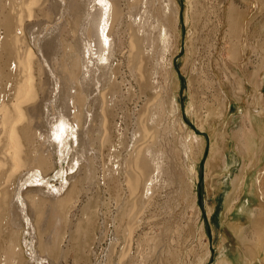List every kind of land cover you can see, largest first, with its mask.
I'll return each instance as SVG.
<instances>
[{
  "label": "bare ground",
  "instance_id": "obj_1",
  "mask_svg": "<svg viewBox=\"0 0 264 264\" xmlns=\"http://www.w3.org/2000/svg\"><path fill=\"white\" fill-rule=\"evenodd\" d=\"M243 2L246 7H250V3L246 0ZM135 11L138 12L134 13ZM195 11V7L191 5V15L194 16ZM27 18H30V23L27 22ZM180 18V7L175 0H137L132 4H128L125 0H0V31H3L0 34V81L10 79L11 73L16 74L19 80L14 88L13 101L4 100L6 90H0L2 94L0 102V230L3 227L8 229L9 223L16 225L17 220L16 231H11L5 248L0 252V264H22L24 260L22 245L25 248V255L31 262L48 263V256L54 249L51 248L52 242L46 240L48 237L51 239V236L47 238L45 236V239L43 236L45 234H42L50 225L49 222L45 229V218H52L55 227L65 224L69 211L65 207L73 206L74 208L78 201L77 194L74 193L75 186L70 187V180L76 178L81 172L83 176L85 175L84 179L92 176V167L104 149L113 148L111 156L118 155L119 150L112 144L110 134V126L118 113L114 108L109 110L107 104L110 103V106L116 108L119 106L121 110L120 103L123 99L118 100L122 98L118 90L119 86L110 81L111 75L117 73L116 68H112L113 58L123 52L122 35L127 25L130 28L128 60L132 68L131 74L137 79L141 95L145 91L152 90L154 96L152 95V101L147 102L143 111H137L132 115L127 114L126 119L131 118L128 142L125 143V138H122L123 131L119 133L126 156L121 163L115 156L113 159L116 158V162L111 164L108 175L103 174L107 177L103 178L108 182H117L113 189L116 187L119 190L118 182L123 168L129 197L132 201H139L138 203H142L137 195L140 190V198L144 196L151 198L148 193L150 192L151 196L155 187L164 181L163 177L166 174L163 176V173L168 168L166 160H170L171 156L180 157L181 149L175 147L178 140L172 143L167 136L171 127L164 124V119L169 117V110L167 111L164 107L168 99L164 98H167L166 95L169 96V92L167 94V89L160 86L155 92L159 84H156L157 78L155 79L154 76L157 75L156 68L158 69L159 66L161 69L163 57L159 58L158 66L154 65L157 60L155 61L153 49L155 42L163 45V49L171 44L173 40L170 39V35L173 36L175 25L179 23ZM33 22L42 23L38 32L30 34L32 39L29 38V42L32 43L34 50L28 45L29 42L26 39L27 32L33 28ZM18 31H20L19 35L16 34ZM174 34L175 40L179 41L177 33ZM8 60H12L13 63L7 65ZM150 63L153 64L150 65ZM260 63L259 70L263 68L264 71V57L261 58ZM12 64L13 69L7 71ZM259 70L256 69L255 76L259 74ZM161 74L165 80L169 76L167 72ZM235 74L238 78V74ZM255 76H253L254 81L255 83H257L256 80L261 81L260 84L257 83L261 88L264 84V76L260 75V79ZM240 80L237 79L238 83H236L244 89V83ZM227 81L232 84L230 79L227 78ZM225 87H227L226 82H218L219 91L223 95L221 103H224V110L227 108L230 93L226 92ZM108 96L109 101H107ZM172 99L174 102V95ZM233 99L241 100L242 97L233 96ZM260 99V101L264 100V94L260 96ZM115 103L116 105H113ZM244 119L249 123V128L245 129L240 125L241 127L236 131L240 139L239 143L243 147L242 154L248 156L251 145H254L256 147L253 151L252 163H263L264 121L249 111L244 115ZM113 128L116 129V126ZM119 130L120 126L117 133ZM246 130L249 131L251 138L245 137ZM170 135L172 137V133ZM179 142L181 145V141ZM248 172V169H243L238 175V180L241 181V184L238 183L239 188L237 187L238 196L247 193ZM109 187L107 186V189ZM248 193L255 196L253 185H250ZM131 202L127 209L120 207L121 222L125 218L133 221V215L137 214V210L134 211V203L131 204ZM228 211L230 212L229 209ZM256 215H264V202L256 211L254 210L252 217L256 219ZM130 221H127V226L133 228L130 226ZM253 223L252 221L250 223L252 225H249L252 227ZM67 224L71 223L66 222ZM229 225L236 235L242 233V229L240 230L237 224ZM56 229L59 228L56 227ZM126 230L129 231V228L125 226L123 231ZM118 231L117 228L115 233ZM123 231L121 232L125 234L126 232ZM36 233L38 237L35 236ZM60 233L58 232V236ZM63 234L65 233L60 235ZM70 234L73 235V233ZM128 234L129 237L132 233ZM116 237L109 244L103 256L105 259L99 264H113L111 261H114L115 249L120 244L118 240L120 236ZM128 237L127 239L130 238ZM54 239L56 241V236ZM124 239L126 242V237ZM259 239L257 237L255 240L259 241ZM36 240L38 250L35 248ZM222 249L219 250L220 253ZM64 252H61L62 255ZM121 253L124 258L118 254V261L125 260L126 255ZM57 260H55L56 263ZM121 263L124 262L121 261Z\"/></svg>",
  "mask_w": 264,
  "mask_h": 264
},
{
  "label": "rangeland",
  "instance_id": "obj_2",
  "mask_svg": "<svg viewBox=\"0 0 264 264\" xmlns=\"http://www.w3.org/2000/svg\"><path fill=\"white\" fill-rule=\"evenodd\" d=\"M135 1L137 0H125L128 4ZM246 1L250 3V7H246L243 0H175L181 13L179 23L175 25L179 41L175 40L174 32L173 36L170 35L173 41L165 49L160 43H154L153 50L156 56L154 58L155 61L157 60L154 65L158 66L159 58L163 57L162 71L158 66L157 75L154 77L157 78L156 84H159L155 92L160 87L166 88L167 94L169 92V96L166 95L167 98H164L168 99L165 100L168 106L164 101L166 103L164 107L169 110V117L164 119V124L171 127L167 136L172 143L178 140L175 147L180 148L181 153L180 157L171 156L170 160H166L168 168L165 167L163 173L166 177L164 176V181L155 187L151 196L150 192L148 193L151 198L145 196L140 198L141 190L140 193L138 191V199H141L142 203H138L137 200L132 201L129 197L123 168L118 182L119 190L116 187L115 190L113 189L117 182H108L105 180L107 176L103 175H108L107 172L111 169V164L116 162V158L121 163L126 156L119 133L123 131L122 138H125V143L128 142L131 118L126 119L127 114L143 111L147 102H151L154 96L152 90L145 91L141 95L137 79L131 74L132 68L128 60L130 28L128 25L125 27L122 35L123 52L113 58L112 68H116L117 73L112 74L114 77L111 75L110 81L119 86L117 88L122 98L118 100L123 99L120 103L121 110L119 106L116 108L110 106V103L107 104L109 110L114 108L118 113L110 126V134L112 144L119 152L113 159L115 157L111 156L113 148L104 149L92 167V176L84 179L85 175L83 176L81 172L70 180V187L75 186L74 193L76 192L78 201L74 208L65 207L67 211L69 210L66 215L67 221L65 224L62 221L63 224L56 225L59 231L54 226L55 222L52 218H45V222L43 221L46 225L45 229L50 222L42 234H45L44 238L45 236L53 238V240L49 237L45 239L52 242L51 248L54 249L48 256L46 264H99L105 259L103 256L116 236H120L118 238L120 246L115 249L114 261H111L113 264H122L121 261L124 262L123 264H224L225 262L264 264V215H256V219L252 217L254 210L256 211L264 202V161L252 163L253 151L256 147L254 145H251L248 156L242 154L243 147L236 132L241 126L245 129L249 128V123L244 119L247 111L258 115L264 121V100L260 101V96L264 94L262 86L264 84L260 88L261 81L256 80L257 83L259 82L258 86L253 77L256 69H260V60L264 57V0ZM191 5L196 9L194 16L190 12ZM6 6L8 7V2ZM136 12L138 11L134 13ZM155 13L158 14L156 10ZM27 22L30 23V18H27ZM33 24V28L26 34L28 42L29 38L32 39L30 34L38 32L42 25L37 22ZM65 31L66 28L64 35ZM1 33L3 31H0ZM16 34L19 35L20 31ZM28 45L34 50L31 42ZM10 63L13 61L8 60L7 65ZM11 69L13 64L10 69L7 68V71ZM165 72L170 76H167L168 82L161 74ZM263 72L261 68L259 74L264 76ZM235 73L238 74V78ZM259 74L256 75L257 79H260ZM237 79L243 81L244 89L237 84ZM18 81V76L13 73L10 79L0 81V90H6L4 100H14V88ZM219 81L226 82L225 90L227 93L230 92L226 110L224 103H221L223 95L218 88ZM46 89L48 91L49 86ZM233 96H241L242 101L233 99ZM109 100L108 96L107 101ZM1 101L2 94H0ZM114 126L116 129L113 128ZM118 126L120 130L117 133ZM127 128L129 131L125 130ZM244 134L245 137L251 138L249 131L246 130ZM243 169L249 171L246 183L248 189L245 195L238 196L236 194L238 183L241 184L238 175ZM250 185L255 187V196L248 193ZM107 186H110L109 189ZM130 202L134 203V211L137 210V214L133 215L135 221L133 223L129 218H125L121 222L120 209H127ZM128 220L133 228L127 226ZM252 221L253 226L259 221L260 223L256 228H252L250 226ZM66 222L73 225H66ZM131 222L137 224L133 226ZM230 223L237 224L240 227L238 228L242 229V233L238 234L239 237L230 229ZM15 224L13 227L12 223H9L8 229L3 227L0 230V252L5 248L11 231H16L17 220ZM77 224L80 226H76ZM123 226L129 228V231H125L127 234L132 233L131 236L128 234L130 238L123 231ZM117 228L119 234L115 233ZM130 228L133 230L131 231ZM56 230L65 233L63 237L60 235L62 233L58 236ZM37 233L36 237H38ZM257 237L260 238L259 241L255 240ZM36 243L37 249V240ZM221 249L222 253H220ZM22 250L23 263L29 264L31 261L25 255L23 245ZM62 250L65 251L63 255ZM121 252L126 255L125 260L118 261L119 255L124 258ZM54 258L58 259L57 263Z\"/></svg>",
  "mask_w": 264,
  "mask_h": 264
},
{
  "label": "crops",
  "instance_id": "obj_3",
  "mask_svg": "<svg viewBox=\"0 0 264 264\" xmlns=\"http://www.w3.org/2000/svg\"><path fill=\"white\" fill-rule=\"evenodd\" d=\"M264 195V194H263ZM260 223V221L257 223V225ZM257 225L256 226H252V228H256L257 227ZM238 236V235H237ZM239 237V236H238ZM241 264H244V263H241Z\"/></svg>",
  "mask_w": 264,
  "mask_h": 264
}]
</instances>
